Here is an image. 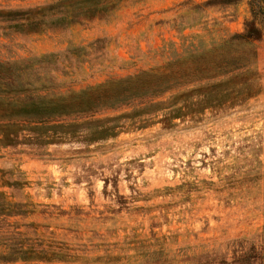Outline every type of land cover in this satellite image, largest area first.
I'll use <instances>...</instances> for the list:
<instances>
[{"label":"rangeland","instance_id":"rangeland-1","mask_svg":"<svg viewBox=\"0 0 264 264\" xmlns=\"http://www.w3.org/2000/svg\"><path fill=\"white\" fill-rule=\"evenodd\" d=\"M95 3L106 0H0V75L10 78L0 102L133 76L197 45L192 37L219 42L249 23L261 89L170 128L121 118L115 137L92 144L0 146V204L19 205L0 213V256L22 245L43 257L0 264H264V0Z\"/></svg>","mask_w":264,"mask_h":264},{"label":"trees","instance_id":"trees-1","mask_svg":"<svg viewBox=\"0 0 264 264\" xmlns=\"http://www.w3.org/2000/svg\"><path fill=\"white\" fill-rule=\"evenodd\" d=\"M124 1L106 0L104 4L95 3V8L112 10ZM192 38L198 39L197 45L193 42L187 46L183 44L182 52L172 54L162 65L133 76L110 80L66 96H25L0 102V122L6 121L0 123V146L22 142L47 146L67 139L92 144L115 137L123 127L121 118L127 119L129 126L143 128L159 117L158 122L170 128L175 126L176 120L197 121L208 110L219 112L234 108L259 93L261 86L255 65L260 32L253 24L246 25L244 32L219 42L206 44L198 36ZM185 41L187 39L183 38ZM4 75H0V83L9 82V77ZM136 100L137 107L129 113L94 118L102 109H115ZM72 114H88L89 120L59 123L61 116ZM15 207L19 205L0 204V213H16L11 210ZM0 257L3 262L43 258L22 245L14 246Z\"/></svg>","mask_w":264,"mask_h":264}]
</instances>
